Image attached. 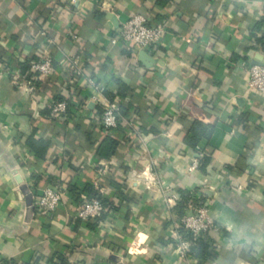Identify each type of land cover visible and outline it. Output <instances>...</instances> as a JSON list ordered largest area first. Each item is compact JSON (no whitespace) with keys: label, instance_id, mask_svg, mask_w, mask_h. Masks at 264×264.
<instances>
[{"label":"crops","instance_id":"crops-1","mask_svg":"<svg viewBox=\"0 0 264 264\" xmlns=\"http://www.w3.org/2000/svg\"><path fill=\"white\" fill-rule=\"evenodd\" d=\"M71 1L0 0V264H59V257L66 264H264V100L248 89L252 56H264L251 43L264 37V0H174L165 8L109 0L107 9L103 0ZM95 12L104 17L95 20ZM136 13L167 30L150 67L137 47L110 45ZM79 51L82 76L71 79L66 58ZM44 57L52 73L38 87L31 82L28 95L1 74L22 75V65ZM117 82L127 98L116 96ZM57 95L71 103L62 119L46 114ZM93 98L128 105L111 133L119 147L109 160L96 155L106 133ZM194 123L210 131L195 146ZM31 136L50 143L45 160L27 147ZM197 153L209 161L204 172L189 171ZM67 184L89 185L112 204L99 224L77 223ZM46 188L64 195L55 214L40 219L33 198ZM181 190L218 228L202 237L209 256L173 252Z\"/></svg>","mask_w":264,"mask_h":264},{"label":"built area","instance_id":"built-area-1","mask_svg":"<svg viewBox=\"0 0 264 264\" xmlns=\"http://www.w3.org/2000/svg\"><path fill=\"white\" fill-rule=\"evenodd\" d=\"M103 0L102 7L108 8L106 2ZM76 0H72L70 6H74ZM166 27L163 23H151L150 19L142 13L132 15L126 22L122 23L117 30L110 36V45L113 47H137L140 51L146 53L148 56L156 53L163 43L166 35ZM42 41L49 43V39L43 34ZM76 37L74 35L68 36V43H75ZM261 56V55H260ZM82 52L79 51L77 55H67V62L70 70L75 75V78L82 76L81 68ZM253 57V56H252ZM264 57V56H262ZM254 60V57L252 58ZM29 71L32 73L33 80L37 81L41 78H47L52 73V60L49 57H44L41 60L32 61L29 63ZM2 75L11 76V82L15 88L21 93L29 94L32 92L30 86L31 81H26L20 72L10 73L7 68L1 70ZM248 89L264 100V67L252 64L248 68ZM87 85L94 89L95 92L101 94L104 89L96 83L94 79H88ZM99 108V114L96 115L97 122L105 133H112L117 129L121 120L120 106L121 101H108L106 99L97 100L93 98L91 101ZM71 103L68 101L51 102L47 110L50 116L54 119H62L70 111ZM203 157L201 153H197V158L193 160L189 171H194L199 166V160ZM64 193L61 190L46 188L40 193H37L33 198L34 215L37 218H50L58 210ZM178 197L172 196L168 203L176 202ZM106 211L98 199L83 198L81 204L76 208L74 217L82 222H92L100 219ZM100 223V222H99ZM98 223V224H99ZM184 230V235H191L194 239L204 237L209 231H216L218 228L214 221L209 217L206 207L188 208L186 215L174 225L172 239L173 252H175L181 259H186L189 255L191 243L184 240L179 234V227Z\"/></svg>","mask_w":264,"mask_h":264},{"label":"trees","instance_id":"trees-1","mask_svg":"<svg viewBox=\"0 0 264 264\" xmlns=\"http://www.w3.org/2000/svg\"><path fill=\"white\" fill-rule=\"evenodd\" d=\"M172 2H174V0H156L155 3L158 7L160 8H165L167 5L171 4ZM104 17V13H100V12H95L94 13V19L95 20H100ZM261 24L257 25V27L255 28V30H259ZM251 43L252 45V49H256V48H264V37L260 36V37H256V36H251ZM21 73L24 79H26L27 81H31L32 83H34V86H40L42 83L40 80L34 81L33 80V75L32 73H30L29 71V63L22 65L21 66ZM71 79L75 78V75L73 74V72L71 71L69 73ZM75 80V79H74ZM119 91L117 93L116 96H119L121 99L123 98H127L128 94H129V89L122 83L117 82ZM105 96H107V94L105 93ZM61 101H68L69 99L59 96L57 95L54 99L53 102L57 103V102H61ZM70 103V102H69ZM128 111V105H124L122 104L120 106V115L121 116H125L126 113ZM46 114L50 115L49 110L46 111ZM99 114V112H98ZM208 130V132H207ZM209 127L207 126H203L200 123H194L193 127L191 129V133L193 135V146L196 145V143L203 137H207L209 136ZM26 145L29 148V150L33 153V155L36 158H39L41 160H45L48 156V150L50 147V143L48 141L42 140V139H35L33 136L29 137L26 141ZM119 147V142L116 138L111 137V133H106V136L102 139V141L97 145L96 147V155L98 158L104 159V160H109L111 159L117 149ZM200 170L201 171H205V166L207 165V163L209 162L208 159H200ZM75 173H78L77 169H72ZM66 189L67 191L73 196L75 203L77 204H81V197L84 196L87 199H98L100 200L101 204L103 205L105 211H109L112 208V204L106 202L105 200H102L100 198V196H98V194L92 189V187H90L89 185H86L84 187L83 190L78 191L75 187L70 186L69 184L66 185ZM179 193V200L175 206V208L173 209V212L175 213L176 217L179 219V221L184 217L185 212L188 210V208L191 206L192 208H200L203 207L201 205V201H194L191 197V192H187V191H178ZM106 214V213H105ZM105 214H103V216L100 219L94 220L92 222H87V226L89 228H92L93 226H96L100 221H102V219L104 218ZM80 220L77 221V223ZM179 234L182 235L183 239L190 242L191 243V247L189 249L188 255H195L196 257H203V256H209L208 254V249L207 246L204 243V238H200V239H194L191 235H184V230L183 228L180 226L179 229ZM171 243L174 244V240H171ZM59 259V264H66L65 260L63 258H58ZM5 264H13L12 262L9 263H5Z\"/></svg>","mask_w":264,"mask_h":264},{"label":"water","instance_id":"water-1","mask_svg":"<svg viewBox=\"0 0 264 264\" xmlns=\"http://www.w3.org/2000/svg\"><path fill=\"white\" fill-rule=\"evenodd\" d=\"M105 18L107 20H109L113 24L114 27H117V21L112 14L107 13ZM253 57H254L253 64L264 67V57H262L260 55H255ZM139 61L145 67H150L151 65H153L155 63V61H153L151 57H149L146 53H144L142 51L139 53ZM92 106L93 105L91 104L90 107H92Z\"/></svg>","mask_w":264,"mask_h":264}]
</instances>
